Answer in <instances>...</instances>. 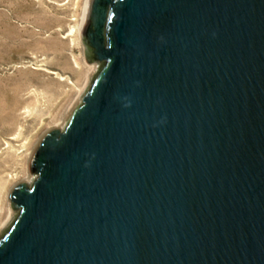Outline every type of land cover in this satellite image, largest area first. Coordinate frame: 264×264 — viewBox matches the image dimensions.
Instances as JSON below:
<instances>
[{
	"label": "water",
	"instance_id": "95a60500",
	"mask_svg": "<svg viewBox=\"0 0 264 264\" xmlns=\"http://www.w3.org/2000/svg\"><path fill=\"white\" fill-rule=\"evenodd\" d=\"M81 41L0 264H264V0H90Z\"/></svg>",
	"mask_w": 264,
	"mask_h": 264
},
{
	"label": "rangeland",
	"instance_id": "374dc122",
	"mask_svg": "<svg viewBox=\"0 0 264 264\" xmlns=\"http://www.w3.org/2000/svg\"><path fill=\"white\" fill-rule=\"evenodd\" d=\"M89 2L0 0V233L15 218L10 189L33 183L39 142L63 130L99 67L81 41Z\"/></svg>",
	"mask_w": 264,
	"mask_h": 264
}]
</instances>
